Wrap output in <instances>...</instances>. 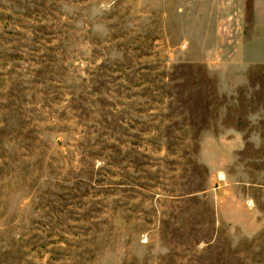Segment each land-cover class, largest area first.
I'll list each match as a JSON object with an SVG mask.
<instances>
[{
	"label": "rangeland",
	"instance_id": "1",
	"mask_svg": "<svg viewBox=\"0 0 264 264\" xmlns=\"http://www.w3.org/2000/svg\"><path fill=\"white\" fill-rule=\"evenodd\" d=\"M212 1L0 0V264H264V61Z\"/></svg>",
	"mask_w": 264,
	"mask_h": 264
},
{
	"label": "crops",
	"instance_id": "2",
	"mask_svg": "<svg viewBox=\"0 0 264 264\" xmlns=\"http://www.w3.org/2000/svg\"><path fill=\"white\" fill-rule=\"evenodd\" d=\"M212 2L214 3L215 1L213 0ZM215 10L216 8L212 6V11L214 12ZM219 11L225 14L222 19L239 21L237 24V31H235V33L227 31L226 34L235 36L243 34L251 37L245 38L242 43L250 45V49L247 52L248 56H250L253 61L254 59L255 61H264V59H259L260 56L256 54L255 45H253V37L257 35L259 28L257 20H264V0H221ZM236 43L239 44V40H236ZM237 50L238 48L236 52H238Z\"/></svg>",
	"mask_w": 264,
	"mask_h": 264
},
{
	"label": "trees",
	"instance_id": "3",
	"mask_svg": "<svg viewBox=\"0 0 264 264\" xmlns=\"http://www.w3.org/2000/svg\"><path fill=\"white\" fill-rule=\"evenodd\" d=\"M53 40L57 41V39H56V38H54Z\"/></svg>",
	"mask_w": 264,
	"mask_h": 264
}]
</instances>
